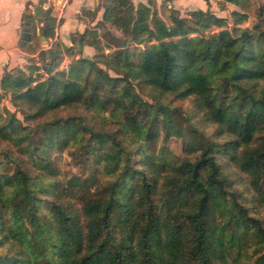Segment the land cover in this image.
<instances>
[{"label": "trees", "instance_id": "obj_1", "mask_svg": "<svg viewBox=\"0 0 264 264\" xmlns=\"http://www.w3.org/2000/svg\"><path fill=\"white\" fill-rule=\"evenodd\" d=\"M105 2L78 37L93 59L65 69L60 22L45 13V51L23 16L19 47L44 65L0 81V105L23 117L0 110V264H228L251 245L264 264V10L252 27L233 13L225 34L209 11L167 24L153 0ZM65 150L90 173L63 178L52 153Z\"/></svg>", "mask_w": 264, "mask_h": 264}, {"label": "rangeland", "instance_id": "obj_2", "mask_svg": "<svg viewBox=\"0 0 264 264\" xmlns=\"http://www.w3.org/2000/svg\"><path fill=\"white\" fill-rule=\"evenodd\" d=\"M65 0H62V3ZM148 0H144V4H147ZM174 1H177L176 4H173ZM153 2L155 3V8H156V12L157 15L160 19H162L165 23L169 24L170 23V14L175 11L178 13L179 18H183V19H189L188 14H190L191 12L197 11V10H201L202 8L204 10L202 11H209L212 15L216 16L219 19H223L225 21L224 25L221 27V29H219L218 31H222L225 34H230L231 29H232V24H233V13L239 12V13H243L246 16V20H245V25L246 26H254L259 22V14H260V9L264 10V0H246V2L243 3L242 5V9L239 8L237 5H235L234 3H231L230 0H173V1H168V0H153ZM133 3L135 5H137L139 2H137V0H134ZM40 5L43 8V18L41 19H36L35 25L37 28L36 34L38 37L39 36V31L42 30L43 31V37H44V28L46 27L47 24V19L45 18V13H49L50 9L49 6H43L40 3L37 4ZM61 5L59 6L60 10H56V16L60 13L61 11ZM55 14V12H53ZM58 13V14H57ZM32 15L34 16L33 12ZM84 15V14H83ZM86 19H90V16H88V14L84 15ZM264 17V15H263ZM43 19V20H42ZM62 20L58 17H56L55 20V25L57 24V22H61ZM99 21V20H98ZM96 20V23L98 22ZM104 31V30H103ZM55 34V32H54ZM72 39H74L75 41L79 40V35L78 34H73L72 35ZM45 38V37H44ZM47 39H45L46 41ZM76 47L70 48V50H72L70 52V55H72L71 58L68 59V62L66 64V66L68 65L69 62H71V60H73V58H75L77 55V48ZM45 49V48H44ZM80 58L82 56L81 52H80ZM83 57V56H82ZM94 56L89 57L86 59H93ZM77 59V58H76ZM30 64H36L41 72V69L44 65V62L42 60V57L36 56L35 58L30 59V62L27 65ZM26 65V66H27ZM25 66V67H26ZM61 66V65H60ZM63 67L62 69L66 68ZM142 98L147 101L148 103H154V99L152 94L144 92L142 93ZM178 105V103L176 104ZM6 108L8 109L10 112H13L16 114L17 118L21 121H23V117L21 116V114L19 112H17L14 107H12V105L9 102V98H5L4 101H2L1 105H0V110L2 108ZM185 108H188L189 110V104H185L184 105ZM196 124H200L201 125V130L203 132L206 133V135H203L205 138H209L210 135L213 133H215V127L213 126H209V124L207 122H204L203 120H199L197 122H195ZM184 128L186 129V126H184ZM194 130H197L196 127H193ZM200 131V130H199ZM185 136L189 137L188 132H185ZM190 138V137H189ZM164 146L166 147L169 151H171L175 156H181L182 155V142L179 139L176 138H167L166 140L163 138L162 135H160L159 139H158V148L160 146ZM104 149L108 152L112 151L110 145L108 143L104 144ZM52 157L55 160V163L57 164V167L60 171V174L63 178H67L70 177L71 175H77V176H82L83 174H88L90 173V171L86 170L85 168H80L78 166H76L74 160H72V157L70 156L69 152L67 150L65 151H53L52 153ZM227 172L231 175H236V172L232 169V168H227ZM234 178L236 179L237 183H240V185L236 186V189L241 191L243 188H245L244 186V181L239 179L238 177L234 176ZM247 201L249 200V198H245ZM253 206V205H252ZM259 249L256 248V246L251 245L249 250H245L242 249L241 250V255L243 253H247L248 255H242L240 256V258H236L235 256V252H231V254H229V261L228 264H253V261L249 259L254 258L255 256H258Z\"/></svg>", "mask_w": 264, "mask_h": 264}, {"label": "crops", "instance_id": "obj_3", "mask_svg": "<svg viewBox=\"0 0 264 264\" xmlns=\"http://www.w3.org/2000/svg\"><path fill=\"white\" fill-rule=\"evenodd\" d=\"M137 2L143 3L144 0H137ZM39 3L43 6H49L50 15L62 20L60 25L55 28L53 41H60L68 49L76 47L77 49H75L79 54H76L75 59L79 57L80 52L83 56L81 57L85 59L94 56L93 48L80 46L78 41L72 39V35H81L85 30L96 25V20L101 19L104 9L107 7L105 0H65L63 3L62 0H0V81L6 71L24 69L30 59L38 56V53L29 54L22 51L19 42L23 16L32 14L34 7L40 6L37 5ZM176 3L177 1L173 2V4ZM60 4H62V9L56 16V10H60ZM86 12H94L95 19H86L84 16ZM35 19L37 18L35 17ZM39 40L40 47L45 51L49 50L52 40H46L45 46L40 37ZM68 59L69 57L65 55L60 69L66 66Z\"/></svg>", "mask_w": 264, "mask_h": 264}, {"label": "water", "instance_id": "obj_4", "mask_svg": "<svg viewBox=\"0 0 264 264\" xmlns=\"http://www.w3.org/2000/svg\"><path fill=\"white\" fill-rule=\"evenodd\" d=\"M33 13L37 19H41L43 17V14H44L41 6H35L33 9ZM39 36H40V39H41L43 45L45 46L46 41H45V38L43 37V31L42 30L39 31Z\"/></svg>", "mask_w": 264, "mask_h": 264}]
</instances>
